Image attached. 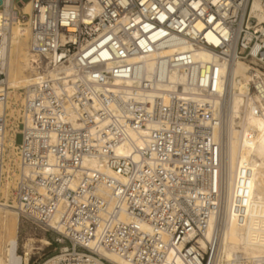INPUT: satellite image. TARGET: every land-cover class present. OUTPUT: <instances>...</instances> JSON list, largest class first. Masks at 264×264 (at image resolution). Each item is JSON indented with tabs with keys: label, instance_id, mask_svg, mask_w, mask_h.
I'll list each match as a JSON object with an SVG mask.
<instances>
[{
	"label": "built area",
	"instance_id": "obj_1",
	"mask_svg": "<svg viewBox=\"0 0 264 264\" xmlns=\"http://www.w3.org/2000/svg\"><path fill=\"white\" fill-rule=\"evenodd\" d=\"M26 1L29 12L0 0V179L6 141L19 137L7 206L53 233L52 264H112L101 251L214 264L219 229L205 233L226 193L218 104L240 61L251 112L264 116V0ZM25 30L38 77L8 126L10 49ZM249 177L243 167L240 220Z\"/></svg>",
	"mask_w": 264,
	"mask_h": 264
},
{
	"label": "bare ground",
	"instance_id": "obj_2",
	"mask_svg": "<svg viewBox=\"0 0 264 264\" xmlns=\"http://www.w3.org/2000/svg\"><path fill=\"white\" fill-rule=\"evenodd\" d=\"M4 1L10 3L11 0ZM23 3V11L29 12V3L26 0H23ZM27 38L28 31L25 30L23 35L13 42L10 49L7 76L9 89L28 87L35 80L34 77H38V75L30 74L29 71L28 74L26 73L29 69ZM23 43L26 46L25 50ZM231 75L228 96L224 103L219 101L218 104L221 110L224 108L225 124H222L216 132L222 145V160L225 166V202L220 220L216 215L211 217L205 235L210 238L218 227L217 255L214 264H264V116L251 112L252 96L248 91L246 65L240 61L235 62L231 66ZM2 108L7 109V102L2 105ZM9 114L13 117L14 110H10ZM16 120L14 119L13 124H16ZM132 138L137 145L143 144L142 139L136 133L132 134ZM16 142H18L17 134L14 138L8 139L6 144L12 147ZM130 148V145L123 144L118 152L126 154ZM10 160L9 158L5 162L2 169L3 177L0 179V197L4 199L0 203V264H15L17 247L16 228L19 217L14 209L11 210L12 208L7 206L6 200L10 197L9 179L11 174L15 175L14 166L18 163L16 161L12 166ZM85 164L96 165L97 160L86 159ZM243 167H249L250 177L243 207L244 217L240 220L235 213L234 205ZM109 173L112 172L109 171ZM53 226L56 231H62V227L58 224H53ZM2 236H4L3 239ZM34 240L28 238L22 241V264L30 262ZM38 242L42 245L49 244L44 237ZM200 244L204 247L205 241L200 240ZM101 255L112 264H135L111 251H101ZM55 261L56 257L51 256L41 264H52ZM174 264L185 263L181 257H177Z\"/></svg>",
	"mask_w": 264,
	"mask_h": 264
},
{
	"label": "rangeland",
	"instance_id": "obj_3",
	"mask_svg": "<svg viewBox=\"0 0 264 264\" xmlns=\"http://www.w3.org/2000/svg\"><path fill=\"white\" fill-rule=\"evenodd\" d=\"M23 44L24 45L22 46L24 47L23 49L25 50L26 49L25 43ZM12 51H13V48H12ZM20 57H22V55H20ZM26 73L28 74V70L26 71ZM28 77L29 76L27 75V78ZM12 89L13 88L9 89L7 93L8 95L7 115L10 117V114H9L10 110H14V115H13L14 118L11 117L10 119L7 120L8 126L15 125V123L13 124L14 119H17L16 121H20L22 117V101H23L24 87H20V88L17 87L16 89L15 88L13 90ZM224 117H225V112H224ZM223 124H225L224 119H223ZM9 158L11 159L10 160V163H12L11 165L14 166V160L16 161V156H15L13 147H11L10 149L6 151L5 162H7ZM9 183L10 185L12 183L10 179H9ZM4 236H2V239ZM16 237H17V247H16V255H15V264L23 263L22 262L23 248L21 247V243L25 239L32 238V239L37 240V241L34 240L33 242V249L31 250V255H30V264L35 260H38L39 262H41L46 257L54 254L56 249L58 248V244L52 240L53 233L51 232L44 233V231L40 229L38 226L26 220H22L20 218L17 219ZM43 237L49 241L48 245H42V243L38 242V240Z\"/></svg>",
	"mask_w": 264,
	"mask_h": 264
}]
</instances>
